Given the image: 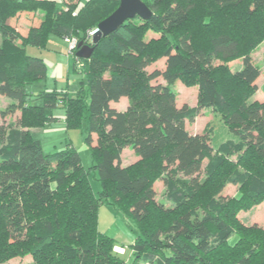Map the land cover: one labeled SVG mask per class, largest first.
<instances>
[{"label": "trees", "instance_id": "obj_1", "mask_svg": "<svg viewBox=\"0 0 264 264\" xmlns=\"http://www.w3.org/2000/svg\"><path fill=\"white\" fill-rule=\"evenodd\" d=\"M143 1L152 12L149 19L130 18L93 45L86 41L87 31L111 16L120 0H68L64 7L51 0H0L4 253L29 254L33 264H125L115 240L99 231V209L107 203L138 225L141 236L131 246L132 264H264V231L251 229L259 234L251 235L234 218L246 206L244 195L232 203L213 197L203 210L188 208L200 187L189 179L195 174L203 172L211 184L233 158L239 165L251 158L264 166V102L248 104L261 71L245 52L258 43L252 35L257 19L264 30V0ZM232 12L234 17L228 15ZM24 13L37 19L26 35L9 24ZM227 15L230 22L224 21ZM50 36L77 37L95 47L90 59H80L82 66L74 52L75 64L88 80L75 94L28 91L46 78L48 69L26 48H45ZM158 58L166 59V70L148 71ZM217 59L243 61L233 75L249 92L241 102L234 104L227 87L220 85ZM185 77L199 88L198 104L179 108L173 86ZM159 78L166 83L153 84ZM122 98L128 99L124 111L113 107ZM58 107L66 110L68 128L87 125L90 169L102 185L98 196L71 143L46 154L32 136V129L57 119ZM204 109L219 120L193 135L186 122L195 121ZM17 113L20 117L13 120ZM93 135L98 136L96 145ZM127 148L139 157L138 165H124ZM160 171L164 201L156 199L153 183ZM228 182L243 187L247 199L264 196V174L249 166L235 169Z\"/></svg>", "mask_w": 264, "mask_h": 264}, {"label": "rangeland", "instance_id": "obj_2", "mask_svg": "<svg viewBox=\"0 0 264 264\" xmlns=\"http://www.w3.org/2000/svg\"><path fill=\"white\" fill-rule=\"evenodd\" d=\"M85 1L87 0H84V2ZM55 2L60 7L64 6L63 0H55ZM37 14L40 17L43 16L42 12H38ZM228 15L234 17V12L229 13ZM228 15L227 18L224 16V21L230 22V17H228ZM259 21V19L256 21V33L252 32V35L255 37L254 42L258 43L254 46L253 44L250 45L245 50V52L250 54L252 63L259 67L261 71L260 75L255 80L254 85H256L257 89L254 93L247 92L248 90L245 89V86L233 78L234 73L240 71L243 68L242 60H233L228 62L217 59L214 62L220 71L218 81L222 87H227V97L231 99L234 104L241 102L244 98V95L248 93V104L253 102H264V30L263 24H261V22L259 23ZM191 27L194 28V25H191ZM199 30V33L202 35L204 30ZM89 31H87V34ZM149 36L151 38L156 37L153 32H150ZM68 48L69 46L64 40V37L60 38L57 36H50L48 44L45 48L27 46V53L30 56L42 58L47 64L48 69L46 78L29 86L28 91L39 93L42 90L50 92L57 90L58 92L61 91L75 94L82 86L86 87L88 85L86 75L78 69L80 65L78 66L75 64V57L74 55L69 54ZM81 60L80 63H82ZM155 69L165 71L166 59L158 58L147 68L148 71H153ZM155 83L165 84L166 81L164 78H159L157 81L153 82V84ZM173 88L177 94V106L179 108L197 106L199 88L192 77L178 79ZM37 104H42V101L38 100ZM1 105L6 106L7 100L3 99ZM127 106L128 99L126 98H124L123 101L113 105L114 108L120 111L126 110ZM54 115L57 118L55 121L45 123L41 127L32 129V136L34 139L41 141L42 147L46 154H52L57 151H61L66 148L68 143H71L80 154L82 164L85 170L88 172V178L92 189L98 196L99 192L102 190V185L98 180L97 174L90 169L92 165V156L90 145L86 141V138L89 135L87 131V125L83 124L81 127L68 128L66 125V110L63 107L56 108L54 110ZM19 117L20 113H17L12 117V119L17 120ZM217 120L219 119L214 117V114L211 110L204 109L202 113L195 119V121L191 123L188 121L186 122V128L193 135L202 134L208 124H213ZM97 140L98 136L93 135L94 145L97 144ZM122 160L124 165L129 166H136L140 162L139 157H137L133 150L129 148L123 151ZM154 166L161 167L162 164L160 162H155ZM245 166H249L255 172L264 174V166L261 167L251 158L247 159L245 164L241 165H239L237 158H233L232 160H229L216 179L213 180L215 183L212 182L211 184H208L207 182L209 181L203 172L200 174H195L194 178L193 176L192 178H189L194 181L196 180V182L200 184V187L197 198L193 203L190 204V206H188V208L195 207L198 210H203L205 203L213 197H218L222 202L228 200L232 203L238 200L241 201L242 195H244L242 205L246 206L237 212L234 217L235 220L242 226L250 229L249 231L251 235L257 234V231L252 230L258 229L260 231H264V196L255 199H247L243 187L228 182L229 177L232 175L235 169L239 168L245 170ZM161 173L156 176V179L153 182L154 189L156 191V199L158 201H164V183L161 177L163 176V172ZM166 206L169 207L170 204L166 203ZM233 213V205H231L227 217L231 219ZM98 227L101 233L106 234L115 240V244L117 245L115 251L120 254V257L125 261V264H132L134 255L131 246L136 241V239L141 236L136 221L133 218L124 216L112 205L104 203L101 204L99 209ZM2 231V226H0V236ZM235 238L236 237L234 236L232 239V244L234 243ZM4 247V243H0V250L2 251L0 264H33V258L31 255L25 254L11 257L4 253ZM217 256H220L219 258H221L222 254H218ZM226 258H230L229 254H226Z\"/></svg>", "mask_w": 264, "mask_h": 264}, {"label": "water", "instance_id": "obj_3", "mask_svg": "<svg viewBox=\"0 0 264 264\" xmlns=\"http://www.w3.org/2000/svg\"><path fill=\"white\" fill-rule=\"evenodd\" d=\"M151 15L152 12L143 0H120L118 9L95 29L91 44L96 45L102 36L107 35L130 18L140 16L144 19H149ZM94 51V46L81 41L77 46L76 56L81 59H90Z\"/></svg>", "mask_w": 264, "mask_h": 264}, {"label": "crops", "instance_id": "obj_4", "mask_svg": "<svg viewBox=\"0 0 264 264\" xmlns=\"http://www.w3.org/2000/svg\"><path fill=\"white\" fill-rule=\"evenodd\" d=\"M51 1H53V0H51ZM85 2H84V0H82L81 3H85ZM64 6H62V7H64ZM35 16L38 17L39 19H41V17L38 16L37 13H36ZM30 19H31L30 18V14L28 15V14L24 13V14H20V15L16 16L15 18L10 19L9 20V24L11 26L15 27L19 31L20 34L26 35L28 33L29 27L32 24H36L37 23V19H35V18H32L31 20ZM123 99L124 98H122L121 101H123Z\"/></svg>", "mask_w": 264, "mask_h": 264}, {"label": "built area", "instance_id": "obj_5", "mask_svg": "<svg viewBox=\"0 0 264 264\" xmlns=\"http://www.w3.org/2000/svg\"><path fill=\"white\" fill-rule=\"evenodd\" d=\"M67 1L68 0H63V2H67ZM94 35H95V30H90L87 34L86 41L91 43L93 41ZM64 40L69 46L68 48L69 54L74 55V52L77 50V46L79 44V39L77 37H65ZM77 59L80 60L79 58ZM78 64L82 66L80 61H78Z\"/></svg>", "mask_w": 264, "mask_h": 264}, {"label": "bare ground", "instance_id": "obj_6", "mask_svg": "<svg viewBox=\"0 0 264 264\" xmlns=\"http://www.w3.org/2000/svg\"><path fill=\"white\" fill-rule=\"evenodd\" d=\"M66 37H69V36H66ZM65 38V37H64ZM93 42V41H92Z\"/></svg>", "mask_w": 264, "mask_h": 264}]
</instances>
